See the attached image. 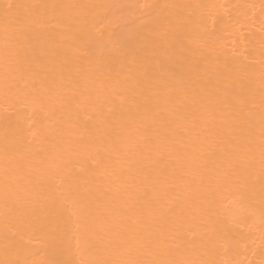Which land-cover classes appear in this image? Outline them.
Returning a JSON list of instances; mask_svg holds the SVG:
<instances>
[{
    "label": "bare ground",
    "instance_id": "1",
    "mask_svg": "<svg viewBox=\"0 0 264 264\" xmlns=\"http://www.w3.org/2000/svg\"><path fill=\"white\" fill-rule=\"evenodd\" d=\"M0 264H264V0H0Z\"/></svg>",
    "mask_w": 264,
    "mask_h": 264
},
{
    "label": "snow or ice",
    "instance_id": "2",
    "mask_svg": "<svg viewBox=\"0 0 264 264\" xmlns=\"http://www.w3.org/2000/svg\"><path fill=\"white\" fill-rule=\"evenodd\" d=\"M7 7H8V8H11V7H12V5H7Z\"/></svg>",
    "mask_w": 264,
    "mask_h": 264
}]
</instances>
